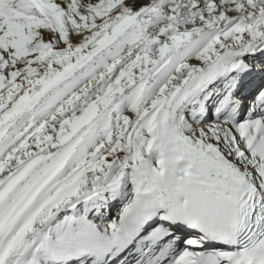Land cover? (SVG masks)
I'll list each match as a JSON object with an SVG mask.
<instances>
[{"label": "snow or ice", "instance_id": "1", "mask_svg": "<svg viewBox=\"0 0 264 264\" xmlns=\"http://www.w3.org/2000/svg\"><path fill=\"white\" fill-rule=\"evenodd\" d=\"M0 264H264V0H0Z\"/></svg>", "mask_w": 264, "mask_h": 264}, {"label": "bare ground", "instance_id": "2", "mask_svg": "<svg viewBox=\"0 0 264 264\" xmlns=\"http://www.w3.org/2000/svg\"><path fill=\"white\" fill-rule=\"evenodd\" d=\"M115 211V210H114Z\"/></svg>", "mask_w": 264, "mask_h": 264}]
</instances>
